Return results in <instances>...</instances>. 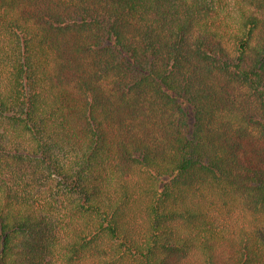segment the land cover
I'll return each mask as SVG.
<instances>
[{"label": "trees", "instance_id": "obj_1", "mask_svg": "<svg viewBox=\"0 0 264 264\" xmlns=\"http://www.w3.org/2000/svg\"><path fill=\"white\" fill-rule=\"evenodd\" d=\"M0 264H264V0H0Z\"/></svg>", "mask_w": 264, "mask_h": 264}]
</instances>
